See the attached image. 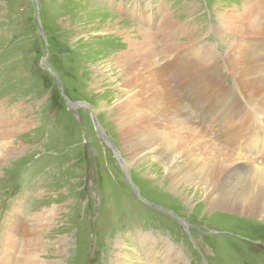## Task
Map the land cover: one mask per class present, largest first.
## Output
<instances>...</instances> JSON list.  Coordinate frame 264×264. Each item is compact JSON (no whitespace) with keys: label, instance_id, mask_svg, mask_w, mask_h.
<instances>
[{"label":"rangeland","instance_id":"1","mask_svg":"<svg viewBox=\"0 0 264 264\" xmlns=\"http://www.w3.org/2000/svg\"><path fill=\"white\" fill-rule=\"evenodd\" d=\"M246 5L264 23V0H0V264L13 215L43 247L26 264H264V216L213 207L203 188L168 189L169 176L148 153L131 165L111 110L118 95L110 81L95 85L108 78L100 65L134 50L140 37L152 54L173 44L171 51L192 53L208 43L225 54L231 41L209 27L244 39L222 16ZM164 31L177 32L164 42ZM113 66L109 73L123 74ZM215 72L233 83L226 71ZM243 106L225 124L229 137L220 132L218 141L264 162V113ZM257 124L260 136L250 137ZM244 159L239 165L248 166ZM239 182L231 176L222 190L258 194L232 186Z\"/></svg>","mask_w":264,"mask_h":264},{"label":"bare ground","instance_id":"2","mask_svg":"<svg viewBox=\"0 0 264 264\" xmlns=\"http://www.w3.org/2000/svg\"><path fill=\"white\" fill-rule=\"evenodd\" d=\"M251 12V8L242 13L234 10L222 16L224 27L232 35H244V39L227 37L224 29L219 26L209 27L210 30L216 28L218 35L224 37L223 41H231V45L222 47L225 54L218 56L216 45L211 46L209 43L200 44L192 53L185 46L171 51L173 44L162 48L163 54H152L147 51L140 37L139 41H134L133 52L114 53L113 61L100 65L101 72L108 78L102 77L100 82L98 79L95 85L99 87L103 82L110 81L113 84L111 91L115 96L118 95L117 103L111 110L117 112L116 120L122 129L119 132L120 144L131 165L139 160L138 156L148 153V161L160 163L158 167L161 173L169 176L168 189L176 191L182 185L203 188L213 207L228 208L245 215L264 216V162L249 152L243 156L234 154L218 141L220 132L224 133L226 139L229 137L225 124L230 121L231 112L241 109V113H245L244 102H247L248 107L253 103L260 113H264V23L259 24L261 22ZM109 24L106 30L112 23ZM176 32L164 31V42L172 39V34ZM160 55L165 57L163 62ZM110 65H122L123 74L117 72L119 79L116 72L109 73ZM215 69L226 71L232 76L233 83L222 79ZM185 89L186 95L183 92ZM212 90L219 94L214 95ZM248 112L252 114L250 108ZM254 117L253 120L258 121ZM209 121L215 122L216 130L211 128ZM258 125L250 137L260 136L256 129ZM215 140L218 146L212 143ZM4 141L11 143L12 139ZM0 147H3L2 143ZM1 150L0 162L3 160ZM241 158L247 159L249 165H239L238 160ZM146 173L149 175L148 171ZM149 176L157 178V173L153 172ZM231 176H239L241 180L232 184L241 186L236 189L256 187L258 194L223 191L222 185ZM12 220L8 228L12 231L7 232L10 243L7 247L3 246L7 253L2 251L1 257L5 259V264L33 263L37 258L33 250L43 248L41 240L34 237L37 232H31L30 225L20 222L18 215H13ZM33 225L38 227L37 223ZM19 233L25 235L24 241L20 240ZM16 252L18 256L15 257L13 254ZM25 252L31 255L29 260H26L28 256L23 257Z\"/></svg>","mask_w":264,"mask_h":264},{"label":"water","instance_id":"3","mask_svg":"<svg viewBox=\"0 0 264 264\" xmlns=\"http://www.w3.org/2000/svg\"><path fill=\"white\" fill-rule=\"evenodd\" d=\"M113 149H114L115 153H117V154L119 153L115 147ZM119 161H121V159H119ZM142 199L147 202V200L145 198L142 197Z\"/></svg>","mask_w":264,"mask_h":264}]
</instances>
